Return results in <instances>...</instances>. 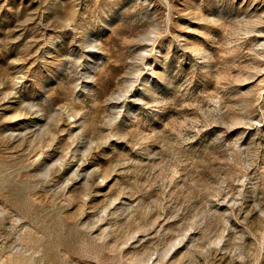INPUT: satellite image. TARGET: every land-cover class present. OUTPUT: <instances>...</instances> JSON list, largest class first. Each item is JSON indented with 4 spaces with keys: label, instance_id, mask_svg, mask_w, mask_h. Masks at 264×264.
Listing matches in <instances>:
<instances>
[{
    "label": "rangeland",
    "instance_id": "374dc122",
    "mask_svg": "<svg viewBox=\"0 0 264 264\" xmlns=\"http://www.w3.org/2000/svg\"><path fill=\"white\" fill-rule=\"evenodd\" d=\"M0 264H264V0H0Z\"/></svg>",
    "mask_w": 264,
    "mask_h": 264
}]
</instances>
